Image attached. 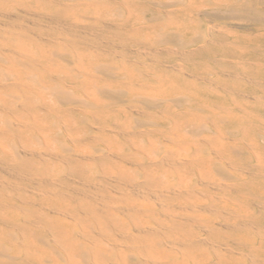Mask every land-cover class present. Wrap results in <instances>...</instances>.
<instances>
[{"label":"bare ground","instance_id":"1","mask_svg":"<svg viewBox=\"0 0 264 264\" xmlns=\"http://www.w3.org/2000/svg\"><path fill=\"white\" fill-rule=\"evenodd\" d=\"M0 264H264V0H0Z\"/></svg>","mask_w":264,"mask_h":264},{"label":"rangeland","instance_id":"2","mask_svg":"<svg viewBox=\"0 0 264 264\" xmlns=\"http://www.w3.org/2000/svg\"><path fill=\"white\" fill-rule=\"evenodd\" d=\"M230 26H231V29H233L234 31H242V32H245L248 30H251L253 27L247 23H236V22H232V23H229ZM249 25V26H248ZM233 27V28H232ZM247 28V29H246Z\"/></svg>","mask_w":264,"mask_h":264}]
</instances>
